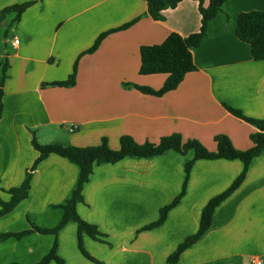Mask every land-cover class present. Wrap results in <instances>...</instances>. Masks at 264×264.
<instances>
[{
  "label": "crops",
  "instance_id": "crops-1",
  "mask_svg": "<svg viewBox=\"0 0 264 264\" xmlns=\"http://www.w3.org/2000/svg\"><path fill=\"white\" fill-rule=\"evenodd\" d=\"M33 0H0V10ZM264 12V0H228L209 23L207 37L193 50L197 71L163 96L167 75L140 74L141 48L162 44L172 33L188 37L201 28L199 3L183 0L156 21L145 0H39L17 24L15 14L0 23V87L2 65H8L0 114V197L20 186L39 153L33 147L60 144L86 148L107 139L120 148L122 137L139 144H158L179 134L211 151L215 137L226 135L242 151L253 144L257 128L225 106L251 119L264 118V61H255L251 47L237 38L243 13ZM108 35L93 54L80 58L74 87L48 84L67 80L77 59L98 37ZM17 37L19 45L11 46ZM78 125L71 133L70 125ZM194 151H175L153 158L127 157L95 166L83 189L79 216L97 226L110 245L84 236L90 254L103 264H169L168 258L197 233L207 204L241 175L240 160H198L191 169L186 195L151 231L160 211L182 192L186 165ZM79 167L51 155L33 173L29 198L0 218V234L30 230L31 223L56 227L60 205L71 199ZM52 235L34 233L0 242V264H38L54 245ZM58 255L65 264H95L78 247V225L68 223L58 236ZM264 260V152L250 164L241 187L216 210L212 227L180 257L177 264H253ZM51 264H57L55 261Z\"/></svg>",
  "mask_w": 264,
  "mask_h": 264
},
{
  "label": "trees",
  "instance_id": "trees-1",
  "mask_svg": "<svg viewBox=\"0 0 264 264\" xmlns=\"http://www.w3.org/2000/svg\"><path fill=\"white\" fill-rule=\"evenodd\" d=\"M37 1L33 0L18 5H13L0 10V23L10 14H15L13 24H17L22 15L32 7ZM148 6V14L156 21L164 19L163 12L168 9L176 8L183 0H145ZM199 3V12L201 14V28L198 33L188 37H182L179 34L172 33L162 44L153 46H143L141 48V67L140 74L143 76L164 74L167 75L163 87L155 91L151 88L138 87L145 94L163 96L178 88L183 82L185 76L191 72L197 71L194 61L193 50L198 48L203 40L207 37V29L209 23L214 20L221 12L223 5L228 0H194ZM136 21L124 25L118 29H113L103 33L98 37L95 44L86 52H84L75 62L71 76L60 82L48 84L51 87H74L77 83V74L79 68V60L82 56L93 54L101 45L102 41L110 34L124 30L132 26ZM237 38L251 47L252 57L255 61H264V12L253 11L243 13L238 18ZM2 84L0 87V114L2 112L3 85L8 77V65H2ZM226 109L234 116L244 120L245 122L255 126L257 131L250 136L253 146L242 151L237 149L230 138L226 135H218L215 137L216 150L211 151L197 140H184L181 135L174 134L164 137L158 144L145 143L139 144L131 137H122L120 139V148L114 150L110 147L107 139H103L101 144L93 147L78 148L73 146H62L60 144L41 145L36 139L32 144L34 149L39 153V157L34 163L31 171L26 174L25 180L18 187H13L4 192L9 196L8 200L0 197V218L10 214L23 201L29 198L31 192V184L33 173L38 166L49 156L56 155L67 159L79 167V177L76 188L73 191L71 199L60 205L63 210V217L59 224L51 229H42L31 223L30 230L19 233H3L0 234V242L14 238L21 240L23 237L39 233L42 235H52L55 238L54 245L50 252L45 255L38 264H51L55 261L57 264H65V261L58 255L59 232L70 222L78 225V247L84 257L90 261L96 262L84 247V236L87 235L95 241L110 245L105 238L107 236L99 231L97 226L84 221L77 212V204L84 203L83 189L89 181L95 166L101 164H116L127 157L153 158L161 156L168 151H175L180 155H187L190 151H194L195 157L186 167V181L181 194L169 205L160 211L159 219L138 232L151 231L162 226L166 220L168 213L175 208L186 195L187 182L191 169L198 160H240L244 164L241 175L233 182V184L224 193L212 199L204 208L200 220V226L196 234L188 237L173 254L168 258L169 264H177L181 255L194 244H196L205 233L212 227L213 217L217 208L231 197L245 181L250 164L255 158L264 152V118L251 119L230 106ZM17 264V263H13Z\"/></svg>",
  "mask_w": 264,
  "mask_h": 264
},
{
  "label": "built area",
  "instance_id": "built-area-1",
  "mask_svg": "<svg viewBox=\"0 0 264 264\" xmlns=\"http://www.w3.org/2000/svg\"><path fill=\"white\" fill-rule=\"evenodd\" d=\"M18 45H19V39H18L17 37H15V38L12 40V42H11V46H12L13 48H16ZM77 129H78V125H74V124H72V125L69 126V131H70L71 133L75 132ZM252 263H253V264H264V260H263V259H260V258H254V259L252 260Z\"/></svg>",
  "mask_w": 264,
  "mask_h": 264
},
{
  "label": "rangeland",
  "instance_id": "rangeland-1",
  "mask_svg": "<svg viewBox=\"0 0 264 264\" xmlns=\"http://www.w3.org/2000/svg\"><path fill=\"white\" fill-rule=\"evenodd\" d=\"M84 247H85V249L87 250V252L90 254V252L88 251V249L86 248V246H85V243H84ZM91 255V254H90ZM92 256V255H91ZM93 257V256H92ZM86 258V257H85ZM93 258H95V257H93ZM87 259V258H86ZM89 260V259H88ZM95 260L96 261H98L99 263H102V261L101 260H99V259H97V258H95ZM90 261V260H89ZM91 262H93V261H91ZM93 263H95V264H98V263H96V262H93Z\"/></svg>",
  "mask_w": 264,
  "mask_h": 264
}]
</instances>
